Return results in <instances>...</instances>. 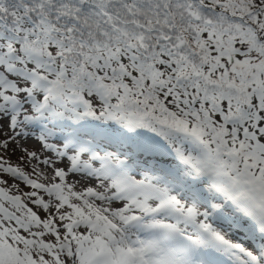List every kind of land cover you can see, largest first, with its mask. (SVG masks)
I'll use <instances>...</instances> for the list:
<instances>
[{"label": "snow or ice", "instance_id": "obj_1", "mask_svg": "<svg viewBox=\"0 0 264 264\" xmlns=\"http://www.w3.org/2000/svg\"><path fill=\"white\" fill-rule=\"evenodd\" d=\"M0 173V264H264V0H0Z\"/></svg>", "mask_w": 264, "mask_h": 264}, {"label": "rangeland", "instance_id": "obj_2", "mask_svg": "<svg viewBox=\"0 0 264 264\" xmlns=\"http://www.w3.org/2000/svg\"><path fill=\"white\" fill-rule=\"evenodd\" d=\"M18 155H19L18 152L15 154H13L11 152V146H10V151L8 154L4 155V159H6L13 166H16L18 164V160H17ZM20 166L23 167V165H20ZM26 171H30V169H26ZM0 179H6L9 182V184L15 183V184L19 185L21 192L31 190L28 186L24 185L21 181L14 180L10 176H8V174L0 173ZM13 191H15V189H13ZM32 207H33L34 211H37L38 215H41V218H44L46 216V214L43 212L42 209H38L35 206H32Z\"/></svg>", "mask_w": 264, "mask_h": 264}]
</instances>
